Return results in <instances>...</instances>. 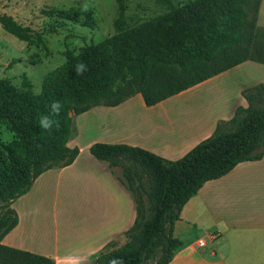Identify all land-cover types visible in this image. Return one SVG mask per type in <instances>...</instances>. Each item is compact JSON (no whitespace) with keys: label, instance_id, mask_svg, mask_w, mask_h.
Returning <instances> with one entry per match:
<instances>
[{"label":"trees","instance_id":"trees-1","mask_svg":"<svg viewBox=\"0 0 264 264\" xmlns=\"http://www.w3.org/2000/svg\"><path fill=\"white\" fill-rule=\"evenodd\" d=\"M155 1L166 7L165 14L132 28L125 27L121 4L115 35L78 53L66 51L64 63L43 78L38 93L0 79V124L12 135L9 142L0 141V264H55L1 240L18 222L12 204L41 174L77 158L78 147L67 146L75 130L71 111L78 116L99 105L115 107L136 94L151 107L245 61L264 65L256 35L262 0H191L178 6ZM0 26L20 41H32L31 30L1 12ZM78 63L87 66L81 75L75 70ZM241 96L247 107L238 106L230 120L177 160L126 144L89 147L127 192L134 211L121 234L126 242L117 249L106 244L96 255L98 264H168L180 247L173 229L183 206L207 181L263 158L264 85L246 88ZM56 101L61 108L52 115ZM45 115L54 121L48 130L39 126ZM116 166L123 178L112 172Z\"/></svg>","mask_w":264,"mask_h":264},{"label":"crops","instance_id":"crops-1","mask_svg":"<svg viewBox=\"0 0 264 264\" xmlns=\"http://www.w3.org/2000/svg\"><path fill=\"white\" fill-rule=\"evenodd\" d=\"M257 84L264 85V65L245 61L151 107L136 94L78 115L77 137L87 135L88 142L70 137L67 146L79 149L75 161L41 174L12 204L18 222L1 244L55 264H98L96 255L106 244L123 245L121 234L134 211L127 192L89 147L126 144L177 160L230 120L238 106L247 107L241 91ZM173 236L180 247L168 264H264V156L207 181L181 209Z\"/></svg>","mask_w":264,"mask_h":264},{"label":"rangeland","instance_id":"rangeland-1","mask_svg":"<svg viewBox=\"0 0 264 264\" xmlns=\"http://www.w3.org/2000/svg\"><path fill=\"white\" fill-rule=\"evenodd\" d=\"M171 1L178 6L191 0ZM121 4L126 28L135 27L167 11L155 0H0V12L31 30L32 36V41L23 42L0 26V79H9L18 87L28 85L33 93H38L43 78L64 63L66 51L78 53L85 46L115 35L114 21ZM73 17H76V22L71 21ZM256 35L257 42L264 48V0L257 15ZM70 116L75 127L77 116L72 111ZM75 136L76 127L72 140L79 141L81 145L88 142L87 135L78 139ZM11 138L12 135L0 124V141L7 143ZM112 172L123 178L120 166L112 168ZM141 180L145 182L146 176L142 175ZM2 211L0 207V215ZM125 242L123 238L122 244ZM117 243L120 245L119 241Z\"/></svg>","mask_w":264,"mask_h":264},{"label":"clouds","instance_id":"clouds-1","mask_svg":"<svg viewBox=\"0 0 264 264\" xmlns=\"http://www.w3.org/2000/svg\"><path fill=\"white\" fill-rule=\"evenodd\" d=\"M75 70L77 75H81L84 71L87 70V66L83 63H78L75 66ZM61 108V104L59 101L54 102L51 105V114L58 115ZM54 121L50 119L48 115L42 116L39 122V126L45 130L51 129L53 126Z\"/></svg>","mask_w":264,"mask_h":264},{"label":"built area","instance_id":"built-area-1","mask_svg":"<svg viewBox=\"0 0 264 264\" xmlns=\"http://www.w3.org/2000/svg\"><path fill=\"white\" fill-rule=\"evenodd\" d=\"M197 244L199 247H202L204 245V242H203V240H199Z\"/></svg>","mask_w":264,"mask_h":264}]
</instances>
